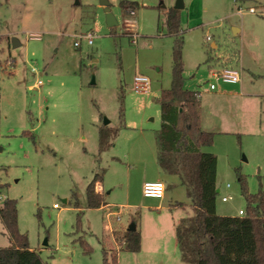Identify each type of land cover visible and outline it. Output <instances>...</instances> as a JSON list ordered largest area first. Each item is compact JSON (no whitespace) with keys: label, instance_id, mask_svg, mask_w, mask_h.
Masks as SVG:
<instances>
[{"label":"rangeland","instance_id":"rangeland-1","mask_svg":"<svg viewBox=\"0 0 264 264\" xmlns=\"http://www.w3.org/2000/svg\"><path fill=\"white\" fill-rule=\"evenodd\" d=\"M103 1L118 26L107 25ZM121 1L0 0V204L17 199L20 230L46 264H103V247L117 250L113 233L129 224L141 230L143 249L121 251L120 264H192L181 259L172 224L193 215L185 186L176 175L156 176L158 98L173 66L165 12L177 0H131L140 3L135 16ZM182 2L185 86L200 93L204 127L215 134L202 150L219 160L217 213L239 216L247 204L237 169L250 193L264 191V0ZM87 32L95 34L91 45L79 38ZM228 67L242 80L219 84L227 89L224 113L209 84ZM137 74L150 79L148 92L135 91ZM102 126L117 135L99 152ZM96 173L108 205L87 208ZM153 179L167 185L162 200L143 195ZM172 202L186 206L171 211ZM9 245L0 222V246Z\"/></svg>","mask_w":264,"mask_h":264},{"label":"trees","instance_id":"trees-1","mask_svg":"<svg viewBox=\"0 0 264 264\" xmlns=\"http://www.w3.org/2000/svg\"><path fill=\"white\" fill-rule=\"evenodd\" d=\"M164 24L167 33L174 37L172 82L158 98L161 126L155 139L161 170L180 178L193 210V215L183 217L176 225L181 259L192 264H264V191L250 193L237 169L247 204L245 215L217 213L218 158L202 150L214 143L215 134L202 128L200 93L185 87L180 9H167ZM116 135L117 131L108 126L100 127L99 152L113 146ZM102 178L96 173L88 184L87 208L106 204L104 194L96 188ZM75 205L80 206L77 198ZM174 205L186 206L183 202ZM0 222L10 239L9 246H0V264H46L40 251L30 246L28 234L20 230L17 199L5 198L0 204ZM113 236L119 241V248L103 247V264H119L121 251H141L142 233L137 227L121 234L114 232ZM79 240L85 252L90 253L88 243L83 238Z\"/></svg>","mask_w":264,"mask_h":264},{"label":"built area","instance_id":"built-area-1","mask_svg":"<svg viewBox=\"0 0 264 264\" xmlns=\"http://www.w3.org/2000/svg\"><path fill=\"white\" fill-rule=\"evenodd\" d=\"M251 12H255L254 8H250ZM80 39H86L89 45L93 44L95 39V34L92 32H87L84 35L79 36ZM208 41L211 39L210 36L206 38ZM80 42L76 41L75 46H79ZM212 77L215 81L210 82L209 89L210 91H216L219 89L220 83L225 84H239L242 80V71L235 69L233 67L222 68L220 71L212 72ZM41 81H39V84ZM150 79L147 76L137 74L134 78V89L137 93L140 92H148L150 90ZM228 186H230L228 184ZM97 191H102L101 186H97ZM167 190V185L162 180L157 181H148L143 184V195L147 198H157V199H164ZM230 197H223V201H228ZM55 207L59 208L58 204L54 205ZM239 215H245V211L243 209L239 210ZM117 219L120 220L121 217L117 214Z\"/></svg>","mask_w":264,"mask_h":264},{"label":"crops","instance_id":"crops-1","mask_svg":"<svg viewBox=\"0 0 264 264\" xmlns=\"http://www.w3.org/2000/svg\"><path fill=\"white\" fill-rule=\"evenodd\" d=\"M131 3H135L136 4V6L137 7H132L131 6ZM120 5H121V7H122V10H123V12H124V14H128V15H131V14H133L134 16L138 13V11H139V8H140V3H138V2H136V1H131V0H122L121 2H120ZM223 84H225V83H223ZM186 87V86H185ZM215 96H216V100L217 101H215L216 102V104L218 105V106H222V104H223V106H224V109L222 110L224 113H227V89L226 88H223L222 86H219V89L218 90H216V91H211ZM216 113H219V110L217 111H215ZM201 124H202V128L204 129V130H206V131H210V130H207L205 127H204V124H205V121H204V118H203V116H202V112H201ZM210 132H214V131H210ZM217 156V155H216ZM217 158H218V156H217ZM218 163H219V160H218ZM159 165V164H158ZM166 175H168V174H166V173H164L162 170H161V168H160V166H159V168H158V173L156 174V176L157 177H162V176H166ZM157 180H160V179H156V180H146L145 182H148V181H157ZM163 181V180H162ZM144 182V183H145ZM98 186H101L102 187V189H103V191H105L104 190V187H103V185H102V183L101 182H99L98 184H97ZM165 197H166V194H165ZM164 197V198H165ZM56 204V203H55ZM175 203H171V204H169V209L172 211V210H174V209H176V208H178V207H176L175 205H174ZM106 205H108V203L107 204H105V205H103V206H106ZM102 206V207H103ZM102 207H100V208H102ZM159 207H161V206H159ZM183 217H178L177 218V220H174L173 222H172V224H173V227H174V229H175V231H176V225L179 223V221L182 219ZM131 224H129L128 225V228H129V226H130ZM136 225V224H135ZM136 227H137V225H136ZM123 229H125V227H119V228H117L116 230H123ZM115 230V231H116ZM112 231H113V229H112ZM32 249H34L33 247H32ZM142 249H143V242H142V248H141V251H142ZM140 251V252H141ZM139 252V253H140ZM119 255H120V253H119ZM120 260V259H119ZM119 264H120V261H119Z\"/></svg>","mask_w":264,"mask_h":264},{"label":"water","instance_id":"water-1","mask_svg":"<svg viewBox=\"0 0 264 264\" xmlns=\"http://www.w3.org/2000/svg\"><path fill=\"white\" fill-rule=\"evenodd\" d=\"M102 5L104 6V11L106 13L107 25L109 27L118 26L119 23H118L116 17L114 16V14L112 13V10H111V7H110L109 3L107 1H103ZM183 7H184V5H183L182 0H177V4H176V6L174 8L181 10ZM13 45L14 46H18L19 42L16 39H14L13 40ZM108 123H109V120L106 119L105 120V125H108ZM135 228H136V225L135 224H131L128 229H135Z\"/></svg>","mask_w":264,"mask_h":264}]
</instances>
